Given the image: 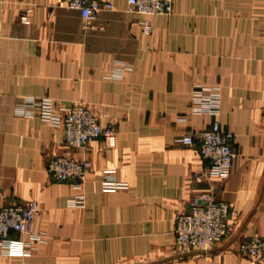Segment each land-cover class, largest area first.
<instances>
[{
  "label": "crops",
  "instance_id": "1",
  "mask_svg": "<svg viewBox=\"0 0 264 264\" xmlns=\"http://www.w3.org/2000/svg\"><path fill=\"white\" fill-rule=\"evenodd\" d=\"M58 1L0 0V207L39 206L31 233L8 238L22 249L0 245V264H258L237 250L264 236V0H173L149 36L127 0H102L113 9L87 24ZM197 88L218 94L217 114L192 111ZM43 97L89 106L114 126V146L67 147L61 128L26 114ZM214 120L233 135L234 166L196 181L206 162L181 138ZM58 154L91 161L80 186L50 178ZM105 178L125 187L106 191ZM196 197L231 205L230 233L179 253L176 218Z\"/></svg>",
  "mask_w": 264,
  "mask_h": 264
},
{
  "label": "built area",
  "instance_id": "2",
  "mask_svg": "<svg viewBox=\"0 0 264 264\" xmlns=\"http://www.w3.org/2000/svg\"><path fill=\"white\" fill-rule=\"evenodd\" d=\"M22 2L23 0H16ZM60 7L79 11L84 23L94 20L102 10L113 9L112 4L102 0H59ZM27 8L20 21L29 24ZM127 10L142 16L140 22L145 35H151L150 18L156 15H170L173 0H127ZM218 94L211 88H197L191 94V109L199 114H217ZM26 114L39 116L44 122L61 128L64 144L73 149H84L90 141L102 138L108 146H114L116 131L114 126H103L92 109L82 103L66 105L51 98H31L27 101ZM233 135L224 132L218 120L206 129L194 130L181 138L187 145H196L201 158L206 162L204 171L193 174V180L207 177L226 178L229 176L236 151L232 146ZM46 170L50 178L57 182H68L80 186L91 172V161L74 154L52 156ZM102 187L115 191L125 185L105 178ZM39 212L36 201L11 202L0 207V245L8 244L10 249L21 248L18 242L10 241L11 233L30 234ZM232 207L224 201H213L196 197L189 210L179 214L174 229V250L176 252L212 250L230 233L229 219ZM5 246V245H4ZM238 253L252 262L264 264V236L255 234L238 245Z\"/></svg>",
  "mask_w": 264,
  "mask_h": 264
}]
</instances>
